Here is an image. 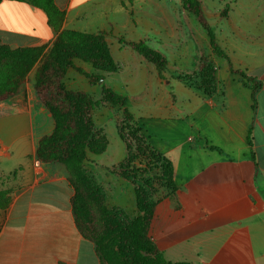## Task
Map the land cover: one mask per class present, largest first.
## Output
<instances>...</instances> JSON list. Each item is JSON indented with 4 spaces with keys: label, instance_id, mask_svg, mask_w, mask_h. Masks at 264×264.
I'll return each mask as SVG.
<instances>
[{
    "label": "crops",
    "instance_id": "obj_1",
    "mask_svg": "<svg viewBox=\"0 0 264 264\" xmlns=\"http://www.w3.org/2000/svg\"><path fill=\"white\" fill-rule=\"evenodd\" d=\"M198 1L206 14L204 0ZM254 1L218 0L214 21H207L233 67L263 82L255 114L250 88L214 54L207 31L183 0H53L63 14L58 30L41 8L0 2V44L12 49L47 51L63 30L106 35L120 70L103 74L104 81L96 84L98 98L96 90L86 91L96 101L103 84L121 94L107 83L110 74L123 75L127 91L143 73L146 83L155 80L166 96L164 104L153 107L157 117L143 124L151 144L174 166L177 191L157 204L151 227L167 262L264 264V14L255 11ZM121 38L147 42L166 59L165 71L159 74ZM203 56L218 68V90L212 96L178 80L196 74ZM76 65L95 72L89 64ZM75 74L74 83L82 76ZM124 96L128 103L144 97ZM118 113L101 103L93 113L96 127L108 136L110 123L118 129ZM53 129L50 113L34 96L25 108L0 103V191L9 198L0 208V264H102L95 243L76 223L75 191L64 169L36 159L39 139ZM124 148L123 156L111 153L109 140L107 152L90 156L85 168L101 182L111 208L126 210L122 197L130 195L132 213L137 210L135 186L112 171L126 158L125 143Z\"/></svg>",
    "mask_w": 264,
    "mask_h": 264
},
{
    "label": "trees",
    "instance_id": "obj_2",
    "mask_svg": "<svg viewBox=\"0 0 264 264\" xmlns=\"http://www.w3.org/2000/svg\"><path fill=\"white\" fill-rule=\"evenodd\" d=\"M3 0H0V2ZM43 9L51 24L58 30L63 14L53 0H16ZM183 7L196 16L210 38L214 54L229 63L230 71L243 78L244 85L251 90L254 114L258 108V94L263 82L244 70L235 69L229 55L218 43L213 29L209 26L201 3L198 0H183ZM136 53L149 61L162 74L166 59L153 50L147 42L125 41ZM43 48L12 49L0 44V103L9 102L21 108L26 107L24 84L27 75L38 62ZM83 61L101 72L114 73L119 70L115 64L108 42L104 35L87 34L71 30L59 33L53 49L45 56L36 70L34 92L54 121L53 132L39 139L36 159L45 166L60 165L65 169L70 185L75 191L72 209L80 232L95 243L96 253L102 264H120L115 248L118 236L122 250L129 264H191L167 262L156 245L151 232L156 206L154 193L156 185L166 190L165 196H173L177 191L172 161L156 149L143 132V126L127 109L126 97L111 89H103V100L122 108L119 133L127 141V157L114 170L135 185V199L138 216L130 219L120 208H111L106 200L103 186L85 168L90 155L99 156L106 152L108 139L97 131L93 112L100 101H93L86 93L70 91L63 80L69 69L76 68L75 61ZM91 83L102 79L96 74H88L78 69ZM218 68L213 60L203 56L195 75L179 76L184 84L201 91L205 96L217 93ZM22 94L23 98L19 96ZM137 138L134 143L127 135ZM252 127L248 134V144H252ZM7 191H0V208L8 202ZM148 249L152 258H144L140 252Z\"/></svg>",
    "mask_w": 264,
    "mask_h": 264
},
{
    "label": "rangeland",
    "instance_id": "obj_3",
    "mask_svg": "<svg viewBox=\"0 0 264 264\" xmlns=\"http://www.w3.org/2000/svg\"><path fill=\"white\" fill-rule=\"evenodd\" d=\"M216 1H218V0H216ZM215 0H204V4H205V6H206V14H205V12H204V14H205V17H206V19L208 20V21H211V22H213L214 21V19H215V17L214 16H212L213 15V13H214V9L217 7L216 6V2ZM253 4H254V6H255V11H257V12H259L260 13V15H262V14H264V0H255L254 2H253ZM201 6H202V4H201ZM203 8V7H202ZM204 11V10H203ZM98 35H104V37L106 38V35L105 34H98ZM107 41V40H106ZM108 42V41H107ZM51 49H53V46L51 47V48H49L47 51H45V49H43V51H42V53H41V55H40V58H39V60H38V62L36 63V65L31 69V71L28 73V75H27V80H26V83L24 84V91H25V94H24V96H25V101H26V106H27V104H28V98L31 96H34V98L35 99H37L38 100V98L36 97V95H35V92H34V84H35V75H36V70H37V68L40 66V64L43 62V60H44V58H45V56L49 53V51L51 50ZM111 55H112V53H111ZM113 58V57H112ZM114 60V59H113ZM77 62H83V61H80V60H78V61H75V66H76V68H72V69H69L68 70V72H67V74H66V77L64 78V80H63V82H64V84H65V86H66V88L68 89V87H67V85L71 88V89H73V90H70V89H68V90H70V91H76V92H84V93H86L93 101H96L94 98H98V90H99V88H98V86H96V84L97 83H99L100 81H104V73H108V72H101V71H98V70H96V69H94L95 70V72L94 73H88V72H86V73H88V74H96V75H99V76H101L102 77V79L101 80H99L98 82H96V83H91L84 75H82L79 71H78V69H81V68H78L77 67V65H76V63ZM115 62V61H114ZM149 62V61H148ZM84 63V62H83ZM85 64H87V63H85ZM116 64V63H115ZM90 65V64H89ZM117 65V64H116ZM90 66H92V65H90ZM118 66V65H117ZM93 67V66H92ZM119 67V66H118ZM94 68V67H93ZM75 70L78 72V73H80L82 76H80V79H78L77 80V82L76 83H74L72 80V76L73 75H76L75 74ZM81 70H83V69H81ZM119 70H120V67H119ZM119 70L117 71V72H114V73H118L119 72ZM84 71V70H83ZM198 72V71H197ZM160 74V73H159ZM197 74V73H196ZM111 75V78H110V81H107V83H109V84H111V85H113L114 86V88H116L117 90H119L120 92H121V94H123L122 96H124L125 94H126V92L128 93V94H130L131 96H133V97H135L136 98V96L138 95L139 97H143V99L142 100H134V101H131V102H129L128 103V105H127V109H128V111L130 112V113H132L133 115H134V117H135V119L137 120V121H140L139 123L140 124H142V126H143V132L145 133V135L147 136V133H146V129H145V126H144V124H146V122H149V121H151V119H153V118H156L157 117V111L153 108L154 107V105L155 104H164V102H165V99H166V96H163L162 95V93H161V90H159V88H158V86H157V84H156V81L155 80H152V81H150L149 83H146V76L142 73V77H141V79L139 80V81H136L135 83H131V84H129L128 85V89H127V91H124V86H125V82L123 81V75H121V74H110ZM195 75V74H194ZM181 76V75H180ZM182 76H185V75H182ZM189 76H192V75H189ZM179 77V76H178ZM179 80V79H178ZM92 84H94L95 86H92V87H94V88H91V85ZM147 84V86L148 85H150L149 86V89L147 88V86H145ZM153 85V86H152ZM174 86V89H173V91H172V93H174V94H176V95H180V93H179V90H178V88L175 86V85H172L171 87H173ZM104 88H107V89H111L110 87H107V86H105L104 84H103V87H102V97H101V99L100 100H98V101H100V104L101 103H106V104H108V105H110V106H112V107H114V108H117V110L119 111V113H118V129L116 128V125L114 124V123H110L109 125H108V129H107V132H108V136H107V134H106V132H105V130L104 129H99V128H97L96 127V125H95V127H96V130L97 131H101L103 134H105L106 135V137H107V139H108V143H109V140H110V142H111V153H114V154H116L117 156H123L124 154H125V148H124V143H125V145H126V148H127V141H123L122 139H121V136H120V133H119V121H120V118H121V115H122V111H123V109L122 108H118V107H115V106H113V105H111V104H109L108 102H106L105 100H103V89ZM97 92H96V91ZM111 90H113V89H111ZM89 92V93H91V92H93V91H95L96 92V96L95 95H93L94 96V98H93V96H91L89 93H87V92ZM114 91V90H113ZM114 92H116V91H114ZM144 92L146 93V96L144 95ZM117 93V92H116ZM117 94H119V93H117ZM120 94V95H121ZM21 96H19L20 97V99H22L23 98V96H22V94H20ZM168 96V95H167ZM183 96V95H182ZM182 96L180 95V96H178L180 99L182 98ZM125 97V96H124ZM138 97V98H139ZM38 102H39V100H38ZM2 103H9V102H2ZM40 103V102H39ZM41 104V103H40ZM99 104V105H100ZM10 105H12V106H16V107H19V106H17V105H15V104H13V103H10ZM41 105H43V104H41ZM98 105V106H99ZM97 106V107H98ZM19 108H21V107H19ZM25 108V107H24ZM94 113V112H93ZM117 114V113H116ZM49 117V116H48ZM138 118H143V122H142V120H140V119H138ZM50 119V118H49ZM93 120H94V116H93ZM95 123V122H94ZM144 123V124H143ZM53 132V131H52ZM45 136V135H44ZM109 137V138H108ZM147 138H148V136H147ZM136 139L137 138H135V137H133L132 135H127V140L130 142V143H134L135 141H136ZM148 140H149V138H148ZM151 143V142H150ZM108 148H109V144H108V147H107V150H108ZM107 150H106V152H107ZM90 156H94V155H90ZM89 156V157H90ZM126 157H127V154H126ZM88 160H89V158H88ZM125 160V159H124ZM58 166H60V165H58ZM60 167H62V166H60ZM63 168V167H62ZM64 169V168H63ZM64 171H65V169H64ZM112 171H114V172H116V173H118L117 171H115L114 170V168H112ZM66 173V172H65ZM118 174H120V173H118ZM127 180V179H126ZM127 181H129V180H127ZM129 182H131V181H129ZM99 183L101 184V182L99 181ZM132 183V182H131ZM133 184V183H132ZM102 185V184H101ZM134 185V184H133ZM135 186V185H134ZM155 188H156V192L154 193V198L156 199V200H159V199H161V201L162 200H165V199H167L168 197L167 196H165L166 194H167V192H166V190H164V189H162L159 185H156L155 186ZM124 198V199H123ZM122 199H123V201L122 202H124V204H125V206H127V211L126 210H124V209H122V208H120V209H122V210H124L126 213H127V215L130 217V219H132V218H135L136 216H138V210H136L135 212H132L131 213V211H130V204L132 203V201L130 200V195H129V198L127 197V196H123L122 197ZM108 202V201H107ZM135 202H136V199H135ZM133 204V203H132ZM137 207V206H136ZM129 211V212H128ZM149 236H151V232L149 233ZM118 243L116 244V246H115V248H116V250H117V255H118V258H119V260H120V264H129L128 262H127V260H126V258H125V256H124V252H123V250H122V241H121V237L120 236H118ZM140 254H141V256H143L144 258H148V259H151L152 258V255H151V253H150V251H148V249H142L141 250V252H140ZM158 264H161V263H158Z\"/></svg>",
    "mask_w": 264,
    "mask_h": 264
}]
</instances>
